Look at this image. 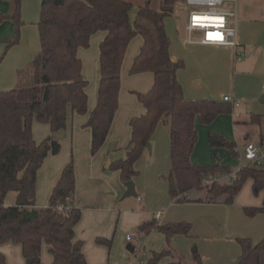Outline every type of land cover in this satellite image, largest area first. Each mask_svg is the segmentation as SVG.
Segmentation results:
<instances>
[{
    "label": "trees",
    "instance_id": "16d2710c",
    "mask_svg": "<svg viewBox=\"0 0 264 264\" xmlns=\"http://www.w3.org/2000/svg\"><path fill=\"white\" fill-rule=\"evenodd\" d=\"M12 4L10 16L0 13V24L9 19L14 26L11 38L1 40L4 52L20 41L23 22L20 18L21 0H4ZM185 0H159L158 9L149 2L136 7L134 28L130 24L133 4L125 0H41L37 22L39 52L26 69L28 84L0 91V245L11 242L21 247L26 264H43L40 261L44 243L53 257L52 264H87L82 253V242H73V227L79 222L81 211L70 203L65 213L57 205L66 206V200L75 191L73 159L62 168L52 187L45 208L35 207L36 174L48 154L57 155L60 143L52 135L63 131L69 114L87 112V81L81 74L77 58L79 48H88L90 37L98 31L106 33L99 44L97 64L98 82L96 104L84 128L91 131L90 154L94 156L104 143L108 129L118 108L120 71L129 42L141 36L144 46L129 73L150 72L153 87L149 93H135L137 100L147 110V115L129 122L131 140L125 148L124 159L113 162L109 170L118 171L121 181H132L138 176L134 166L150 143L159 121L166 127L169 137L170 173L169 195L178 203H217L232 205L235 196L247 180L252 182L255 197L264 195V162L258 166H244L236 178L225 184L205 183L220 175H229L228 166L215 162L198 165L191 161V154L198 141L196 123L210 125L223 114H231V105L224 101L187 99L177 81L176 72L183 62H172L169 56V39L164 20L173 15L177 4ZM261 116L252 114L251 125H260ZM33 121L48 125L51 135L36 143L31 126ZM211 149H225L238 160L236 145L222 135L209 132ZM264 146V137L261 138ZM206 190L204 198L192 199L191 192ZM15 194L14 202L5 205L9 193ZM247 217L264 214V207L243 208ZM191 225L176 223L159 225L156 220L138 229L143 236L152 231L165 236L166 248L151 253L145 264H158L165 256L172 255L170 238L187 236ZM241 253L235 264H264V238L257 243L236 239ZM97 244L110 246V241L97 239ZM195 264H203L197 252ZM0 264H7L0 253Z\"/></svg>",
    "mask_w": 264,
    "mask_h": 264
},
{
    "label": "crops",
    "instance_id": "0c3cea01",
    "mask_svg": "<svg viewBox=\"0 0 264 264\" xmlns=\"http://www.w3.org/2000/svg\"><path fill=\"white\" fill-rule=\"evenodd\" d=\"M125 1L136 4L134 0ZM4 2L12 6L10 2ZM147 2L149 1L138 0L136 7ZM238 2L236 37L238 48L236 52L241 55L242 60L240 62H235V50L231 47H211L186 43V13L182 9L183 28L181 34L183 35L184 49L179 50L176 54L170 50L169 45L171 61L184 62L183 68L176 72V78L187 99L222 101L224 96L231 95L240 100L237 108L233 109L231 107V114L218 116L212 124L200 125L196 123L198 141L193 148L191 161L198 165L208 150L206 154L209 161L207 162H211L212 158L215 160L214 155L216 154L221 165L231 168L230 163L224 160L225 155H223V152L219 151L221 149H211L209 147L207 141L209 132L218 133L233 142L239 152L241 151L238 148L240 145H244V148L247 144L253 143L261 146V138L264 137V134H261V129L257 128L260 125L250 124L252 114L259 116L264 114V0H238ZM9 4H6L5 9H1V14L2 12L7 14L11 11ZM1 5L0 8H3V4ZM21 13L23 23L27 24L26 19L23 17V11ZM6 20L8 19L0 24V30L2 28L5 30V35H0V56L4 52V45L1 40L11 38L13 35V33L11 35V32H14L13 26L6 27ZM34 22L35 20H31V23ZM26 31L27 26L24 25L21 30L22 35H20L21 42L19 41L17 45L11 47L7 51V57H3L0 63V91L28 84L26 69L32 58L39 52L38 36V45L36 40H33L30 45L26 46V52L25 50L21 51V58L9 59L12 51L24 42ZM35 35L36 31L33 36ZM105 36V32L98 31L90 37L88 48L77 50V58L81 62V74L84 80L87 81L85 88L87 95L86 114H69L65 133L60 131L52 135L57 140L56 137H62L64 133L62 137L64 142L72 147V152H75V191L69 200L74 208L80 209L81 214L79 222L73 227V242H82V253L87 264H133L131 258L136 251V247L130 245L131 240H126L127 233L135 232L137 229V233L143 236L138 231L140 226L154 220L161 226L189 223L191 228L188 235H173L170 238V247L173 249L172 255L163 257L158 264H186L183 258L185 256L191 259L189 260L190 263L187 261L189 264H195L193 260L195 251L203 264H235L241 253V248L236 239H248L253 243H257L264 238V214L247 217L243 212V208L264 207V195L260 197L253 195L251 180L245 182L241 191L235 196L232 205H224L222 202L178 204L172 202L169 195V183L166 180L168 175L165 176V172L163 173L156 168L157 144L159 142L166 143L169 151V137L166 127L161 121L157 123L151 136L152 141L150 140L153 143L152 159L147 160L150 171H147L148 174L140 178L135 184L137 195L135 198H123L126 188L123 186L124 182L121 181L120 173L109 170L113 162L125 158V148L131 140L130 120L147 115L144 106L139 103L135 96L129 94L132 90V92L137 91L138 94L145 95L153 87L152 73H129L144 46V40L141 36L134 37L127 46L120 71L118 108L104 143L93 157L87 156L85 147H83L81 153L79 152L81 155L77 157L76 148H79L81 141L85 142L84 144H87L88 147L90 136L91 142V131L89 128H84L83 125L87 122L89 114L96 104L99 44ZM137 37L139 39L136 40ZM134 41L137 42L132 44ZM31 46L33 48L32 52L28 54ZM173 56L180 58V60L175 61ZM23 64L27 67L18 71L24 67ZM187 67L191 69L188 74H186ZM194 68H198L200 73L203 74L201 78L193 75L192 69ZM207 78L220 84L230 82L232 79L233 85L232 88L224 87L213 91L209 85L205 86L203 84V81ZM237 81H239V85ZM258 98L261 99L260 103ZM263 118H261V121ZM221 119L224 121L223 125L220 122ZM253 126L258 130L251 136L253 139H250L248 132ZM31 131L36 143H40L51 135L48 125L37 121H33ZM212 150L214 153L211 158ZM69 161V155L60 153V151L57 155L48 154L44 159L36 174V208L47 207L52 187L57 181L62 168ZM236 165H238V160ZM190 197L192 199H203L204 194L191 192ZM130 199L134 200L131 201ZM146 238L145 245L149 247L159 242V246L155 247L157 251L165 245V236L159 234V232L152 231ZM97 239L110 241V246L97 244ZM194 245L196 249L189 251ZM128 246L133 249V252H129ZM0 253L5 257L7 264H26L21 255V247L18 244L11 242L1 244ZM40 261L43 264H52L54 261L44 243L41 245Z\"/></svg>",
    "mask_w": 264,
    "mask_h": 264
},
{
    "label": "rangeland",
    "instance_id": "374dc122",
    "mask_svg": "<svg viewBox=\"0 0 264 264\" xmlns=\"http://www.w3.org/2000/svg\"><path fill=\"white\" fill-rule=\"evenodd\" d=\"M137 1L138 0H134V2L136 4H133V9L131 10L130 15H129L130 24L132 25L133 28H134V14H135ZM146 1H149V3L151 4L152 8L158 9L159 0H146ZM40 3H41V0H22L21 1L20 18H21V21L23 22L22 13H21L23 11V13H24L23 17L26 19L27 24L24 22L22 28L24 27V25H26L27 26V31L24 33V42L22 43V45L20 44L18 48L14 49L12 51L9 59H19V58H21V54H22L21 51L25 50V52H26L27 51L26 46L30 45L33 40H36L37 45H38V41H37L38 31H37V24H35V23H37L36 21L39 19ZM1 4H3L4 7L0 8V12H1V9H5L6 4H9V3H5L4 1L0 0V7L2 6ZM238 5H239V2H238ZM9 6L11 8V11L8 12L7 14L4 13L5 15H8V16H10V14L12 13V10H13V6H11L10 4H9ZM181 9L183 10V4H177L173 15L170 16V17L165 18V20H164L165 31H166L167 37L169 39V42H170V48H171L170 50L173 53H176V54L179 52V50L181 51L182 49H184L183 48L184 46H183V43H182L183 35L181 34V29L183 28V13H181ZM2 14H3V12H2ZM31 20H35V22L31 23ZM5 25H7L6 27H10V26L12 27L13 23H12L11 20L8 19V20H6ZM22 28H21V30H22ZM13 29H14V26H13ZM35 31H36V35L33 36ZM12 33H13V31L11 32V35H12ZM20 34H21V32H20ZM0 35H5V30L3 28L0 30ZM137 39H139V38L137 37L136 40ZM20 42H21V39H20ZM135 42H137V41H134L132 44H134ZM32 49L33 48L31 46L29 48L28 54H30L32 52ZM3 51H4V48H3ZM2 52H1V54H2ZM7 55H8V52L5 54L4 57L6 58ZM5 58H4V60H5ZM173 58H175V57L173 56ZM176 60H180V58H175V61ZM23 65H24V67L19 69L18 71L24 70L29 64L27 66H25V64H23ZM189 70H191L190 67H187L186 74L189 73ZM192 70H193V75L194 76L200 77V78L203 76V74L200 73L198 68H194ZM203 84L205 86L209 85V87L212 88L213 91L218 89V88L223 89L224 87H226V88L227 87H231L232 88V85H233L232 84V79H231L230 82H222V84H220V83H218L216 81H213L210 78L205 79L203 81ZM237 84L239 85V81H237ZM135 93H138V92L137 91L136 92H132V90H131L129 94H131V95L135 96V98H137ZM260 98H258V102L259 103L261 102ZM261 115H262V117H264V114H260V116ZM220 122H221L222 125L224 124V121L222 119H221ZM257 128H260L261 129V134H264V118L262 119V121L260 123V127L257 126ZM257 128L255 126H253L249 130L248 134H249V138L250 139H253L251 136L254 134V132L256 130H258ZM64 131H65V129L63 131H61V132H64ZM64 133H63L62 137L64 136ZM59 135H60V133H59ZM62 137H58V136L56 137L57 141L61 145L60 153L62 152L65 155L68 154L69 157L73 159V164H74L75 163V152L74 151L72 152V147L70 145L68 146L64 142V138H62ZM58 139H60V140H58ZM88 141L90 143V136H89ZM151 141H150V143H148L150 145V152H148V150L145 148V151L143 152V154L141 155L140 159L136 162V164L134 166L135 170H137L139 172L138 176L135 178V180H133L134 185L137 184V182H138V180L140 178H143V176L148 174L147 171H150V169H148V161L147 160L148 159H152V156H153L152 155V153H153V143ZM84 143L85 142L81 141L79 148H76L77 157L81 155V154H79V152L81 153L83 151V147H85V153H86V150H87V156L88 157L91 156V154H90V145L88 144V147H87V144L85 145ZM253 144L255 146H259V144H255V143H253ZM157 145H158L157 146L158 147V156L156 158V168L158 170H160L161 172H163V173L165 172V176H167L168 173H169V170H170L168 147L166 146V143L162 144L161 142H159ZM206 146H207V144H206ZM238 148L241 150L240 152L242 153L244 145L243 146L240 145ZM207 151H206V153H207ZM219 151L223 152V155H225V159L224 160L227 161L228 163H230V165H231L230 170L232 172H234L236 170V168H237V165H236L237 160L234 159L233 157H231L227 150L221 149ZM206 153H205V155L203 157V160L201 161V163L199 165H208V163H213L215 161L212 158V154L214 153L213 150H212V153H211V158H212V160H210L211 162H207L209 160H207L208 155ZM91 157H93V156H91ZM219 182L222 185V184H225L226 181L224 179H222V180L218 181V184H219ZM197 192H200L203 195V194L206 193V190H200V191H197ZM197 192H193V193H197ZM14 197H15V194L13 192L9 193L7 195V197H6V199H5V205L13 204ZM130 200L133 201L134 199H130ZM126 232H127V230H126ZM127 236L131 237L132 243H130V245H133V246L136 247V251L132 255V258H131L132 259L131 261H133V264H145L147 262V260H148V258H149L151 253H153V252L154 253L162 252L164 250V246L166 245L165 238H164V242H165L164 244L165 245L159 251H157L155 249V247H157V245L159 246V242L158 243L156 242L155 244H153L152 247H149V246L145 245L146 240H147V238H146L147 236L139 235V233H137V229L135 230V232L127 233L125 238ZM112 241H113V239H112ZM114 242H115V239H114ZM112 244H113V242H112ZM112 244H111V246H112ZM139 247H140V249H139ZM138 249H139V251H138ZM192 249L193 250L196 249V246L194 245V247H191L189 249V251L190 250L192 251ZM137 251H138V253H136ZM183 258H184V263H186V264L190 263L189 260H191V259H189V257L185 256ZM187 261H189V263Z\"/></svg>",
    "mask_w": 264,
    "mask_h": 264
},
{
    "label": "built area",
    "instance_id": "2783aa9c",
    "mask_svg": "<svg viewBox=\"0 0 264 264\" xmlns=\"http://www.w3.org/2000/svg\"><path fill=\"white\" fill-rule=\"evenodd\" d=\"M237 6L238 0H185L183 10L186 13V43L199 44L211 47H231L234 51L235 62L242 60L237 53ZM222 101L227 102L231 107L237 108L240 100L233 96H224ZM237 151V150H236ZM238 165L234 172L229 175H220L214 179H208L205 183L217 182L224 179L228 183L234 180L240 170L246 166L258 167L264 162V146L247 144L243 152L237 151ZM67 205H57L60 213L69 210L70 200H66ZM131 240L130 236L126 237Z\"/></svg>",
    "mask_w": 264,
    "mask_h": 264
},
{
    "label": "water",
    "instance_id": "95a60500",
    "mask_svg": "<svg viewBox=\"0 0 264 264\" xmlns=\"http://www.w3.org/2000/svg\"><path fill=\"white\" fill-rule=\"evenodd\" d=\"M148 152H150V145L149 144H146V147H145ZM123 186L126 188V192L125 194L123 195V198H128V197H136V192H135V185L133 183V181H126L123 183ZM128 250L129 252H133V249L128 246Z\"/></svg>",
    "mask_w": 264,
    "mask_h": 264
}]
</instances>
